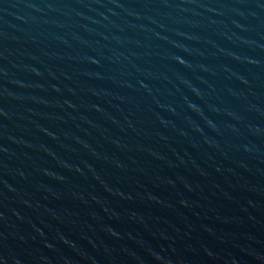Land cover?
I'll use <instances>...</instances> for the list:
<instances>
[{"label":"water","instance_id":"obj_1","mask_svg":"<svg viewBox=\"0 0 264 264\" xmlns=\"http://www.w3.org/2000/svg\"><path fill=\"white\" fill-rule=\"evenodd\" d=\"M0 264H264V0H0Z\"/></svg>","mask_w":264,"mask_h":264}]
</instances>
